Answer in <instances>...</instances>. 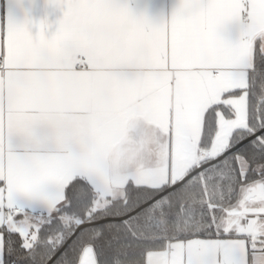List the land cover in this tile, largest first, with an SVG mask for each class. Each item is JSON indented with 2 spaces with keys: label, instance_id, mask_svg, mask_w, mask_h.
<instances>
[{
  "label": "snow or ice",
  "instance_id": "6c2138e0",
  "mask_svg": "<svg viewBox=\"0 0 264 264\" xmlns=\"http://www.w3.org/2000/svg\"><path fill=\"white\" fill-rule=\"evenodd\" d=\"M0 264H264V0H5Z\"/></svg>",
  "mask_w": 264,
  "mask_h": 264
},
{
  "label": "crops",
  "instance_id": "0c3cea01",
  "mask_svg": "<svg viewBox=\"0 0 264 264\" xmlns=\"http://www.w3.org/2000/svg\"><path fill=\"white\" fill-rule=\"evenodd\" d=\"M4 5H5V0H0V15H4L5 13Z\"/></svg>",
  "mask_w": 264,
  "mask_h": 264
}]
</instances>
